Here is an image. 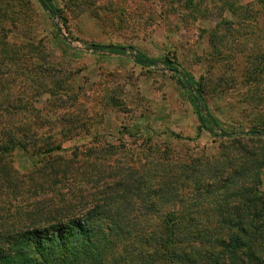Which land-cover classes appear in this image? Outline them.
<instances>
[{
    "label": "rangeland",
    "instance_id": "374dc122",
    "mask_svg": "<svg viewBox=\"0 0 264 264\" xmlns=\"http://www.w3.org/2000/svg\"><path fill=\"white\" fill-rule=\"evenodd\" d=\"M53 1L63 8L66 23L49 16L37 0H0V52L10 55L5 66L17 76L12 96L32 100V106L17 103L11 111L16 122L30 121V131L62 140L66 149L42 176L32 174L35 156L20 149L5 156L1 168L12 166L26 192L8 188L0 175V209L12 210H0L3 217H13L17 208L71 207L73 198L102 191L83 175L62 179L58 190H35L34 180L46 177L51 187L52 166L65 170L78 162L87 174L93 164L118 165L142 177L159 160L201 171L213 157L237 153L224 133L264 129V0ZM91 43L119 49L94 52ZM247 69L256 70L253 83ZM194 84L204 89L202 110L206 105L215 119L205 129L198 127L188 94ZM25 111L30 118L21 119ZM261 138L243 144L264 164ZM261 165L249 163L244 177L258 180L254 173ZM259 178L264 190V166ZM224 189L219 182L199 190L181 186L177 193L211 196Z\"/></svg>",
    "mask_w": 264,
    "mask_h": 264
},
{
    "label": "trees",
    "instance_id": "16d2710c",
    "mask_svg": "<svg viewBox=\"0 0 264 264\" xmlns=\"http://www.w3.org/2000/svg\"><path fill=\"white\" fill-rule=\"evenodd\" d=\"M37 1L49 16L60 17L66 23L63 8L53 0ZM15 13L9 19L13 20ZM88 48L97 52L107 46L91 43ZM8 56L0 52V108L6 111L0 113V164L5 156L20 149L24 155L38 159L32 174L42 176L48 162L63 158L59 153L66 149L62 140L39 137L30 131V121L16 122L17 113L11 109L17 103L30 107L32 100L12 96L17 76L5 66ZM138 56L143 54L138 52ZM165 64L178 72L176 63ZM255 71L246 70L249 82L253 83ZM194 88L188 94L198 127L205 129L215 119L206 105L202 110V86L196 84ZM24 113L27 115L21 119L30 118V111ZM224 135L237 145V153L221 160L213 157L201 171L183 168L176 162L169 166L159 160L142 177L118 165L93 164L87 174L80 170L78 162L65 170L52 166L51 174L56 177L52 178L51 187L46 177L34 180L35 190L44 191V185L58 190L62 179L68 180L72 175L75 181L83 175L95 182L97 191H102L73 198L71 207L17 208L11 218L0 215V264H264V190L259 178L264 164L262 159H252L253 153L243 144L260 141L264 129ZM119 151L115 147L112 152ZM260 162L261 170L254 173L258 180L244 177L249 163ZM1 167L0 175L6 177L4 184L8 188H23L22 193L26 192L25 186L18 185L17 171L12 166ZM219 182L225 184V193H177L181 186L199 190Z\"/></svg>",
    "mask_w": 264,
    "mask_h": 264
},
{
    "label": "water",
    "instance_id": "95a60500",
    "mask_svg": "<svg viewBox=\"0 0 264 264\" xmlns=\"http://www.w3.org/2000/svg\"><path fill=\"white\" fill-rule=\"evenodd\" d=\"M107 48L119 49L118 47H107Z\"/></svg>",
    "mask_w": 264,
    "mask_h": 264
}]
</instances>
